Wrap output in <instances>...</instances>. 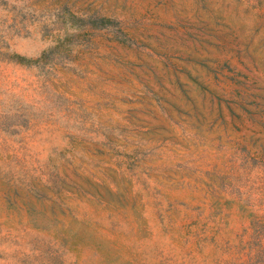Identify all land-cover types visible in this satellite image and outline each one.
I'll use <instances>...</instances> for the list:
<instances>
[{
  "label": "rangeland",
  "instance_id": "374dc122",
  "mask_svg": "<svg viewBox=\"0 0 264 264\" xmlns=\"http://www.w3.org/2000/svg\"><path fill=\"white\" fill-rule=\"evenodd\" d=\"M0 264H264V0H0Z\"/></svg>",
  "mask_w": 264,
  "mask_h": 264
}]
</instances>
